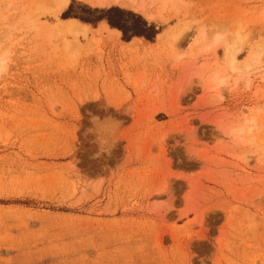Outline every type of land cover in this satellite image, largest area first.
<instances>
[{"label":"rangeland","instance_id":"1","mask_svg":"<svg viewBox=\"0 0 264 264\" xmlns=\"http://www.w3.org/2000/svg\"><path fill=\"white\" fill-rule=\"evenodd\" d=\"M58 1L0 0V264H264V0Z\"/></svg>","mask_w":264,"mask_h":264},{"label":"trees","instance_id":"2","mask_svg":"<svg viewBox=\"0 0 264 264\" xmlns=\"http://www.w3.org/2000/svg\"><path fill=\"white\" fill-rule=\"evenodd\" d=\"M74 2L70 3L67 10L62 13L63 19L75 18L83 23L96 24L101 20H105L111 28H116L122 32V38L129 40L131 37H144L147 40H152L158 31L155 26L149 24L140 15L130 11H125L117 7L107 9H91L85 5L80 7V12L74 11ZM125 16H130L133 19L132 24H127Z\"/></svg>","mask_w":264,"mask_h":264},{"label":"bare ground","instance_id":"3","mask_svg":"<svg viewBox=\"0 0 264 264\" xmlns=\"http://www.w3.org/2000/svg\"><path fill=\"white\" fill-rule=\"evenodd\" d=\"M132 1V7L138 11L139 14H143L144 16H146L147 20L149 19H153L156 16L155 15H146V11L144 8V5L142 3L139 2V4L135 5L134 4V0ZM69 0H59L57 3V8L59 10H63L67 5H68ZM111 2H114V0H105V4H109ZM103 3V2H102ZM130 4V3H129ZM64 21V26L61 27V31L65 32L66 34L72 35V36H76V35H83L85 36L88 29L90 28V26L88 24L82 23L76 19H67V20H63ZM100 30L109 32L114 38H118L120 36V31L118 29L115 28H111L109 27V25L105 22V21H100L98 24ZM184 30V29H182ZM180 33L179 31L173 32L171 28L169 29H165L162 32H160L157 36H156V41H163V42H168V43H174L177 40V36H179L178 34ZM132 40H141L140 38H132ZM200 41V39L197 40V42ZM196 42V43H197ZM229 60H230V66L231 69L234 70L235 67L233 65L234 60H235V52H229Z\"/></svg>","mask_w":264,"mask_h":264},{"label":"clouds","instance_id":"4","mask_svg":"<svg viewBox=\"0 0 264 264\" xmlns=\"http://www.w3.org/2000/svg\"><path fill=\"white\" fill-rule=\"evenodd\" d=\"M8 71V61L4 58H0V77L4 76ZM99 99V97H98ZM94 121L98 120V118H93ZM122 121L112 117L110 119L105 120L101 123V127L107 133V138L103 141V144L107 145V147H102L100 150L95 154L94 158H99L101 155H110L112 148L117 143L115 137L117 134L118 129L121 127ZM167 193L166 191H162L158 194ZM201 264H203V260H201Z\"/></svg>","mask_w":264,"mask_h":264}]
</instances>
